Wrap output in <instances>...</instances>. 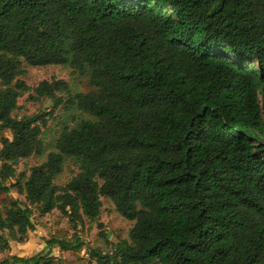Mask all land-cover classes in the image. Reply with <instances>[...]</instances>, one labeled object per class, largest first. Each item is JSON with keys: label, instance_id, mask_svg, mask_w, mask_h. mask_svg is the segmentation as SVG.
Instances as JSON below:
<instances>
[{"label": "trees", "instance_id": "16d2710c", "mask_svg": "<svg viewBox=\"0 0 264 264\" xmlns=\"http://www.w3.org/2000/svg\"><path fill=\"white\" fill-rule=\"evenodd\" d=\"M25 66H61L87 78L30 88ZM50 113L18 119V100ZM64 123L44 162V129ZM2 235L23 241L32 216L72 225L100 214L101 197L133 223L128 240L94 264H264V0H0ZM67 163L77 173L54 184ZM63 252L83 243L48 241ZM38 253L0 264H48Z\"/></svg>", "mask_w": 264, "mask_h": 264}, {"label": "rangeland", "instance_id": "374dc122", "mask_svg": "<svg viewBox=\"0 0 264 264\" xmlns=\"http://www.w3.org/2000/svg\"><path fill=\"white\" fill-rule=\"evenodd\" d=\"M20 80L30 88L36 87L43 81L64 80L68 83L72 93H86L91 90L86 77L61 66H25V74ZM31 94L32 92L26 93L18 100V109L13 113L14 117L20 119L40 112L50 113L53 106L52 102L45 98L34 101L29 98ZM53 116L54 118H49L47 127L44 129V156H32L26 160H21L16 166L18 173L23 171L28 173L31 167L44 162L46 155L53 150L55 140L64 123L71 120L70 116L59 111L55 112ZM3 138L11 139V134L8 131L0 132V140ZM77 172L76 167L67 163L54 184L63 186ZM10 200L25 201L24 197L17 194L15 190H11L7 195L1 194L0 208L3 213H5ZM100 201L102 206L97 219L88 220L84 218L82 223L78 225L70 224L68 219L58 210H53L44 216L34 212L32 216L34 230L29 232L23 241H14L7 232L2 233L8 246L6 248L0 246V260L9 256L28 258L42 253L50 261L48 264H94L90 261L89 252L94 249L101 253H109L112 245L128 240L129 230L133 225L117 213L109 199L101 197ZM76 238L83 243V249L77 253L63 252L56 246L50 248L47 246L48 241H73Z\"/></svg>", "mask_w": 264, "mask_h": 264}]
</instances>
